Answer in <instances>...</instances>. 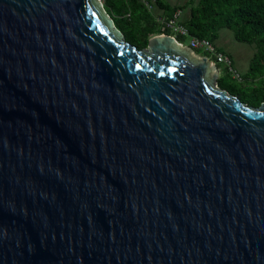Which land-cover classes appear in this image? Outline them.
Wrapping results in <instances>:
<instances>
[{"label": "water", "instance_id": "95a60500", "mask_svg": "<svg viewBox=\"0 0 264 264\" xmlns=\"http://www.w3.org/2000/svg\"><path fill=\"white\" fill-rule=\"evenodd\" d=\"M105 15L0 0V264H264V102Z\"/></svg>", "mask_w": 264, "mask_h": 264}, {"label": "trees", "instance_id": "16d2710c", "mask_svg": "<svg viewBox=\"0 0 264 264\" xmlns=\"http://www.w3.org/2000/svg\"><path fill=\"white\" fill-rule=\"evenodd\" d=\"M102 3L127 42L140 49L148 48L150 39L162 32L158 18L149 5H158L166 18L178 9H189L190 15L183 19V23L190 34L207 37L214 44L223 28H231L236 38L255 48L250 70L245 77L253 79L255 87L262 93L258 105L264 102V0H189L182 7L170 5L165 0H102ZM233 78V74L226 68L218 84L241 97L243 91L234 84Z\"/></svg>", "mask_w": 264, "mask_h": 264}, {"label": "built area", "instance_id": "2783aa9c", "mask_svg": "<svg viewBox=\"0 0 264 264\" xmlns=\"http://www.w3.org/2000/svg\"><path fill=\"white\" fill-rule=\"evenodd\" d=\"M150 9L153 10V5H149ZM162 32L160 34H167L173 36L176 39L178 45H184L183 39L186 37L190 38L188 47L194 51L202 50L203 56L207 57L211 64L218 66L219 64H225L229 71L233 74V77L242 80L240 72L234 66L232 58L229 54L221 51L218 45L211 42L207 37H198L196 35H191L187 26L183 23V11L181 9L176 10V12L171 17H160L158 19ZM183 38V39H182ZM210 55L213 56L210 57Z\"/></svg>", "mask_w": 264, "mask_h": 264}, {"label": "crops", "instance_id": "0c3cea01", "mask_svg": "<svg viewBox=\"0 0 264 264\" xmlns=\"http://www.w3.org/2000/svg\"><path fill=\"white\" fill-rule=\"evenodd\" d=\"M176 6L178 5L175 4ZM153 11L156 14V17L159 19L160 17H164L165 13L164 11L158 6H153ZM190 15L189 12L185 11L184 12V18L188 17ZM228 27H225L222 29L221 31V35L218 38V40H216V45H218V47L223 50L224 52H226L227 54H229L232 58V61L234 63V66L236 67V69L240 72L241 76H242V83H248V82H252L253 83V79L251 78H246L245 74L249 72L254 55H255V48L247 43V42H243V40H239L238 38H236L234 32L231 33L232 31H229V29H227ZM193 51V53L191 51ZM197 51H194L192 49H190L189 47H187V50H184V52L187 54L189 52H191L196 58H193L196 61H200L203 58V54L201 55V53ZM196 52V53H195ZM202 56V58H200ZM223 65V64H222ZM224 70L226 72V68L227 66L224 64ZM214 70H216V73L220 74L219 72V65L214 67ZM215 74V71L213 72L212 75Z\"/></svg>", "mask_w": 264, "mask_h": 264}, {"label": "rangeland", "instance_id": "374dc122", "mask_svg": "<svg viewBox=\"0 0 264 264\" xmlns=\"http://www.w3.org/2000/svg\"><path fill=\"white\" fill-rule=\"evenodd\" d=\"M165 1L168 2L170 5H175V4L178 3L177 7L186 6V4L189 2V0H165ZM97 2L100 5V8H101L102 12L105 15V11H104V8H103L102 0H97ZM182 11H183V15H184V12L185 11L189 12V9H185V10H182ZM183 19H184V16H183ZM227 29H229V28H227ZM229 31H232L231 33L234 32V30H232L231 28L229 29ZM183 42H184L183 50H187V47H188L189 42H190V38L189 37L184 38ZM191 52L193 53V51H191ZM191 52L187 53L186 55H188V57L191 60L196 61L193 58H191V57H194V58L197 59V57H195ZM202 54H203V52H201V55ZM210 57L213 58L212 55H210ZM200 58H202V56ZM223 66H224V64L223 65L221 64L219 66V72H220L219 78L223 77L225 75V70H224ZM210 68L211 69H210V71L208 73V76H209V79H212L213 76H214L212 74H213L214 71L216 73V70H214V68H212V67H210ZM233 81H234V84L237 85L241 89V91H243L242 92V96L240 97L243 102H245V103H247L249 105L259 106L258 103H260V99L262 98V93H261L259 88L255 87L256 84L251 83V82H249L250 84L242 83L241 80H238L236 78H233Z\"/></svg>", "mask_w": 264, "mask_h": 264}]
</instances>
